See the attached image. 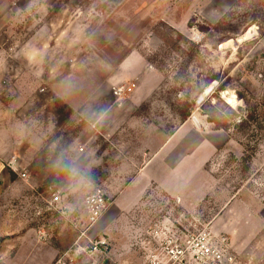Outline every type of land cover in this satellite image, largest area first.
Segmentation results:
<instances>
[{"label":"rangeland","instance_id":"obj_1","mask_svg":"<svg viewBox=\"0 0 264 264\" xmlns=\"http://www.w3.org/2000/svg\"><path fill=\"white\" fill-rule=\"evenodd\" d=\"M0 131V264H264V0H0Z\"/></svg>","mask_w":264,"mask_h":264},{"label":"built area","instance_id":"obj_2","mask_svg":"<svg viewBox=\"0 0 264 264\" xmlns=\"http://www.w3.org/2000/svg\"><path fill=\"white\" fill-rule=\"evenodd\" d=\"M120 91H114V96L120 98ZM81 150V149H80ZM14 159H11L10 164L13 165ZM14 170V169H13ZM24 177V175H22ZM85 211L88 225H94L97 220L100 218L104 208L105 202L103 195L99 189L94 190L89 195H87L85 199ZM89 246L84 248L83 251L87 254L92 262L91 264H102L101 254L107 249L109 246L108 240L105 237L99 238L95 242L89 241ZM77 243H75V246ZM78 250L79 247L75 249H68L63 252L59 258L55 261L54 264H76L78 259ZM191 250V258L194 259L196 264H230L231 259L226 258L222 255L221 250L211 243L208 240H205L203 237L198 236L194 240L188 243L185 251ZM173 254L174 251L170 250L168 254ZM184 254V250L179 252V255ZM186 259V257H184Z\"/></svg>","mask_w":264,"mask_h":264},{"label":"crops","instance_id":"obj_3","mask_svg":"<svg viewBox=\"0 0 264 264\" xmlns=\"http://www.w3.org/2000/svg\"><path fill=\"white\" fill-rule=\"evenodd\" d=\"M0 131V192L4 190L6 187L10 186L12 183L11 175L8 173V171L4 168V163L8 160H10V155L6 153V150L8 148L4 145V135ZM14 157V156H13ZM1 194V193H0Z\"/></svg>","mask_w":264,"mask_h":264},{"label":"trees","instance_id":"obj_4","mask_svg":"<svg viewBox=\"0 0 264 264\" xmlns=\"http://www.w3.org/2000/svg\"><path fill=\"white\" fill-rule=\"evenodd\" d=\"M187 117H188V115H185V117H183L182 120H185ZM250 120H251V118H250Z\"/></svg>","mask_w":264,"mask_h":264},{"label":"bare ground","instance_id":"obj_5","mask_svg":"<svg viewBox=\"0 0 264 264\" xmlns=\"http://www.w3.org/2000/svg\"><path fill=\"white\" fill-rule=\"evenodd\" d=\"M233 100V99H232ZM229 102H231L230 100H228ZM233 103V102H232Z\"/></svg>","mask_w":264,"mask_h":264}]
</instances>
